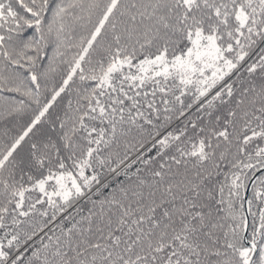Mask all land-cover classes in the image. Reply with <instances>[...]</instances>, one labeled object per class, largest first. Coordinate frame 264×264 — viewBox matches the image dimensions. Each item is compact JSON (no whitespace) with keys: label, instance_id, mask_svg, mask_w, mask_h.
<instances>
[{"label":"snow or ice","instance_id":"snow-or-ice-1","mask_svg":"<svg viewBox=\"0 0 264 264\" xmlns=\"http://www.w3.org/2000/svg\"><path fill=\"white\" fill-rule=\"evenodd\" d=\"M0 264H264V0H0Z\"/></svg>","mask_w":264,"mask_h":264}]
</instances>
